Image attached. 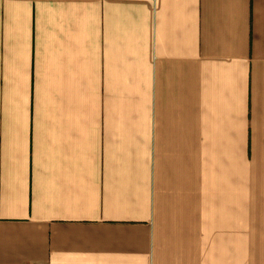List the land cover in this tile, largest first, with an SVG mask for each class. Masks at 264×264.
I'll return each mask as SVG.
<instances>
[{
	"label": "crops",
	"instance_id": "obj_1",
	"mask_svg": "<svg viewBox=\"0 0 264 264\" xmlns=\"http://www.w3.org/2000/svg\"><path fill=\"white\" fill-rule=\"evenodd\" d=\"M0 264H264V0H0Z\"/></svg>",
	"mask_w": 264,
	"mask_h": 264
}]
</instances>
